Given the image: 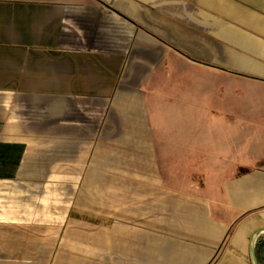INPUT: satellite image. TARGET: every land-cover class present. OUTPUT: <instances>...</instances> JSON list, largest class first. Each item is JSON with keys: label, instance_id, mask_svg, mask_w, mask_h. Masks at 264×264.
<instances>
[{"label": "crops", "instance_id": "obj_1", "mask_svg": "<svg viewBox=\"0 0 264 264\" xmlns=\"http://www.w3.org/2000/svg\"><path fill=\"white\" fill-rule=\"evenodd\" d=\"M107 181L146 201L110 208L115 259L253 264L264 0H0V264H85L57 234Z\"/></svg>", "mask_w": 264, "mask_h": 264}, {"label": "rangeland", "instance_id": "obj_2", "mask_svg": "<svg viewBox=\"0 0 264 264\" xmlns=\"http://www.w3.org/2000/svg\"><path fill=\"white\" fill-rule=\"evenodd\" d=\"M111 182H101L102 190H97V195L93 194V189H90L92 192L91 195V204H95L98 207L102 208L101 214H96L99 221L101 222L100 226H96L94 224H89L87 229H83L76 224V221L73 219L70 221L69 226H65L62 230L58 231V243L57 250L55 251H65L68 250L72 252V254H82L86 256L87 261L85 264H126L127 262L124 259H115L113 257V249L115 248V233L116 230L113 229V222L118 220H125V213L118 211V213L111 212L110 208L113 207L116 209L117 207L121 208L123 205L134 204V206H141L146 201H143V197L135 196L133 199L129 198L125 195V182H119V190L117 195L113 192H110V184ZM96 189L97 186H95ZM133 202V203H132ZM93 210V209H91ZM121 210V209H120ZM91 215H95L93 212L89 213ZM141 216L140 212H135L134 220L136 221V217ZM133 231L134 237H139L140 234H136L135 230ZM122 236L125 234L121 233ZM69 238L70 245L60 244L62 238ZM86 240V244H81L79 241ZM136 251L138 246L135 244ZM117 249L119 251H123L125 249V242L121 240L117 243ZM79 264V263H77ZM82 264V263H80Z\"/></svg>", "mask_w": 264, "mask_h": 264}, {"label": "water", "instance_id": "obj_3", "mask_svg": "<svg viewBox=\"0 0 264 264\" xmlns=\"http://www.w3.org/2000/svg\"><path fill=\"white\" fill-rule=\"evenodd\" d=\"M261 232H264V229L256 231L251 238L250 250L253 264H260L256 253V240Z\"/></svg>", "mask_w": 264, "mask_h": 264}]
</instances>
